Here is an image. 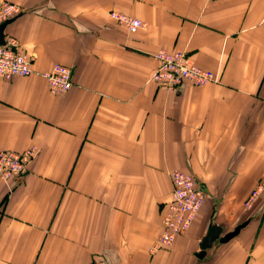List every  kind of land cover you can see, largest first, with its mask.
<instances>
[{
	"label": "crops",
	"instance_id": "crops-1",
	"mask_svg": "<svg viewBox=\"0 0 264 264\" xmlns=\"http://www.w3.org/2000/svg\"><path fill=\"white\" fill-rule=\"evenodd\" d=\"M11 1L26 8L5 39L33 72L0 81V149L40 152L23 179L0 181V264H264V193L245 207L264 174V0ZM112 10L145 26L130 32ZM159 49L219 80L160 88ZM57 63L73 71L62 95L43 76ZM176 170L205 201L153 253Z\"/></svg>",
	"mask_w": 264,
	"mask_h": 264
},
{
	"label": "built area",
	"instance_id": "built-area-1",
	"mask_svg": "<svg viewBox=\"0 0 264 264\" xmlns=\"http://www.w3.org/2000/svg\"><path fill=\"white\" fill-rule=\"evenodd\" d=\"M24 11L15 3L0 1V24L17 17ZM112 18L124 25L130 32L145 26V22L117 10L110 12ZM155 68L150 80L169 92L177 91L186 84L204 86L219 80V75L198 66L183 50L159 49L155 54ZM33 72L31 57L23 51L19 40L8 37L0 44V81L11 80L18 76H27ZM49 90L54 95H62L73 85V71L70 66L57 63L45 73ZM40 152L39 147L32 146L23 151L0 149V181L7 183L23 179L31 164ZM173 183L172 198L167 203L163 215L162 233L151 251L171 246L176 237L185 233L192 225L197 212L205 201V192L197 178L189 172L176 170L171 173ZM264 193V174L245 201V207L251 209ZM91 264H111L104 256L97 257Z\"/></svg>",
	"mask_w": 264,
	"mask_h": 264
},
{
	"label": "water",
	"instance_id": "water-1",
	"mask_svg": "<svg viewBox=\"0 0 264 264\" xmlns=\"http://www.w3.org/2000/svg\"><path fill=\"white\" fill-rule=\"evenodd\" d=\"M15 19V17L10 18L6 21H4L3 23L0 24V44H4L5 43V30L6 27L8 26V24H10L13 20ZM237 234V230L233 231L231 233H228L227 235H225L224 237H222L220 240L222 242H226L229 239H231L233 236H235ZM208 239L205 240V243L203 244V249L205 250V248L208 245ZM206 252L205 251H201L200 253H198V256L200 258H203L205 256Z\"/></svg>",
	"mask_w": 264,
	"mask_h": 264
},
{
	"label": "rangeland",
	"instance_id": "rangeland-1",
	"mask_svg": "<svg viewBox=\"0 0 264 264\" xmlns=\"http://www.w3.org/2000/svg\"><path fill=\"white\" fill-rule=\"evenodd\" d=\"M0 1H4V2H12V3L17 4V5L20 6L21 8H26L24 4H21V3H19V2H13V1H11V0H0Z\"/></svg>",
	"mask_w": 264,
	"mask_h": 264
},
{
	"label": "bare ground",
	"instance_id": "bare-ground-1",
	"mask_svg": "<svg viewBox=\"0 0 264 264\" xmlns=\"http://www.w3.org/2000/svg\"><path fill=\"white\" fill-rule=\"evenodd\" d=\"M5 41H6V39H5Z\"/></svg>",
	"mask_w": 264,
	"mask_h": 264
}]
</instances>
